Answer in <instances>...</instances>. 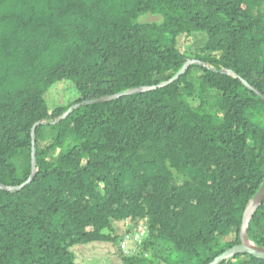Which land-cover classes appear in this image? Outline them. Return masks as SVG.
Masks as SVG:
<instances>
[{"label": "trees", "instance_id": "obj_1", "mask_svg": "<svg viewBox=\"0 0 264 264\" xmlns=\"http://www.w3.org/2000/svg\"><path fill=\"white\" fill-rule=\"evenodd\" d=\"M160 21H139L143 13ZM207 41L192 54L178 38ZM144 92L73 104L133 87ZM229 69L235 74L222 73ZM264 0H0V264L147 234L122 264H208L239 243L264 181ZM74 98L53 108L48 90ZM123 234V232H122ZM121 234V235H122ZM248 237L264 247V199ZM217 264H264L240 253Z\"/></svg>", "mask_w": 264, "mask_h": 264}, {"label": "rangeland", "instance_id": "obj_2", "mask_svg": "<svg viewBox=\"0 0 264 264\" xmlns=\"http://www.w3.org/2000/svg\"><path fill=\"white\" fill-rule=\"evenodd\" d=\"M139 21L150 22L160 21L161 16L154 13H143L139 16ZM207 41V33L204 31H195L191 35H181L178 38V44L181 49L188 54H192L196 49L205 44ZM63 83H58L51 87L46 93L49 106L53 108L55 105L61 104L67 99L74 98L75 92L72 89L63 90ZM117 233L119 234L120 243L93 241L89 243H78L71 247V251L76 256L77 264H122L123 251L121 248V240L124 238V231L127 224L124 221L116 222ZM123 232V234H122ZM122 234V235H121ZM128 246L133 245V240H128ZM196 263L195 258H186L184 264Z\"/></svg>", "mask_w": 264, "mask_h": 264}, {"label": "water", "instance_id": "obj_3", "mask_svg": "<svg viewBox=\"0 0 264 264\" xmlns=\"http://www.w3.org/2000/svg\"><path fill=\"white\" fill-rule=\"evenodd\" d=\"M191 63H198L204 66H207L206 63L199 61L197 59H188L186 61V63L184 64V66L182 67V69L171 79H169L166 82H162L158 85H153V86H138V87H133L130 88L128 90H125L121 93L118 94H114V95H106V96H101L98 98H94V99H90V100H84L82 102L79 103H75L73 104L63 115H61L60 117H58L56 120H51L50 123H55L58 122L62 119H64L66 116H68L75 108L79 107L80 105H85V104H89V103H94V102H105V101H109L115 98H118L120 96L123 95H129V94H133V93H138V92H144L150 89H155L157 87H163L168 85L169 83H172L173 81H175L176 79H178V77L186 70V68L191 64ZM220 72L222 73H227V74H235L233 73L232 70L229 69H222L220 70ZM242 82L244 84H246V86H248L251 90H253L258 96H260L263 100H264V94L257 90L255 87H253L252 85H250L249 83H247L244 79H241ZM43 122L39 121L36 124H34V126L31 129V136H32V152H31V163H32V170H31V174L28 177V179L26 180V182H24L23 184L19 185V186H8L5 184L0 183V188L3 190H18L20 188H22L24 185L28 184L29 182H31V180L33 179L34 175H35V134H34V130L38 125H41ZM264 199V181L261 185V187L259 188V190L257 191V193L254 195V197L249 201V203L247 204L243 215H242V221L240 224V229H239V243L227 248L226 250H224L220 255L216 256L210 263L208 264H217L220 261L235 256L237 254L240 253H248L251 254L252 256L259 258V259H264V247L261 246H257L255 245V243L250 240V238L248 237V225L251 219V216L253 214V212L255 211V209L257 207H259L262 203Z\"/></svg>", "mask_w": 264, "mask_h": 264}, {"label": "built area", "instance_id": "obj_4", "mask_svg": "<svg viewBox=\"0 0 264 264\" xmlns=\"http://www.w3.org/2000/svg\"><path fill=\"white\" fill-rule=\"evenodd\" d=\"M147 234V228L145 225H140L137 228H133L131 232H127L124 235V238L121 240V248L123 251V254H131L133 253L138 246V243L142 242V239ZM128 240H133V245L128 246Z\"/></svg>", "mask_w": 264, "mask_h": 264}]
</instances>
